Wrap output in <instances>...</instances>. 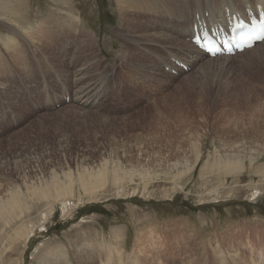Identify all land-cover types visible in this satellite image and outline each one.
Wrapping results in <instances>:
<instances>
[{
	"label": "rangeland",
	"instance_id": "374dc122",
	"mask_svg": "<svg viewBox=\"0 0 264 264\" xmlns=\"http://www.w3.org/2000/svg\"><path fill=\"white\" fill-rule=\"evenodd\" d=\"M0 1V8L10 10L7 17L0 9V195L27 194L25 184L32 183L25 179L38 183L52 170L76 174L104 163L118 162L127 171L143 166L145 176L104 185L91 201L76 189L69 205L57 202L49 216L44 214L51 202L28 199L29 211L0 224V230L5 227L0 264L264 259V58L242 53L225 67L213 63L200 70L202 64L175 75L162 65L145 75L138 67L150 62L146 54L142 59L131 51L128 59L120 57L126 26L119 0ZM70 10L93 33L85 47L74 37L72 42L61 38L54 58L35 57L31 44L13 31L30 26L34 32L43 21L65 18ZM129 18V33L148 32L136 26L140 17ZM12 34L26 60L23 67L20 57L3 47ZM157 45L148 54L159 63L169 48ZM80 68L86 73L80 76L96 85L105 77L95 105L84 115L73 107L84 102L74 84ZM130 68L138 71L137 79L128 76ZM63 88L71 102L52 110L45 98L57 93L61 101ZM219 158L240 163L227 170L217 164ZM118 188L123 191L117 193Z\"/></svg>",
	"mask_w": 264,
	"mask_h": 264
},
{
	"label": "bare ground",
	"instance_id": "6f19581e",
	"mask_svg": "<svg viewBox=\"0 0 264 264\" xmlns=\"http://www.w3.org/2000/svg\"><path fill=\"white\" fill-rule=\"evenodd\" d=\"M219 2H223L224 4H220ZM67 4L69 5V3ZM259 4H264V0H207L205 1V4H202L200 2L196 3V0H119L118 5L121 9L122 15H125L123 21L124 25L126 26V28L123 30V33H120V37L124 45V49L122 48L123 50H121L120 52V57L121 59H128L131 51L136 56H140V58L142 59L146 54V58L150 62L143 63L142 61V66H137L138 68H141L143 70V74L145 75L148 73H150L151 75V73H153L154 71H159L162 65H164L165 67L166 64L171 65V68L173 70L177 68V72L183 74L184 71L182 70V68L174 63L171 58L186 64L190 69L198 68L203 64L200 67V70H203L206 66H209L213 63L221 64L224 67L228 66L227 64L231 60L237 58L218 57L215 59H210L205 57L200 53L199 50H197L188 42L187 39L191 37L189 28L193 26V23L195 21H198L197 16H201L202 18H204L206 17V15H208V17H210V19L208 20L209 22L221 21V18H223V16L225 15L224 6H228V8H232L236 12L243 13L245 11L246 5L251 6V8L253 9V7H256ZM8 8V5H3V7L0 8L1 12L6 13L5 15L7 17H9L8 13L10 12ZM129 17H140L142 21L136 26L146 27L148 29V32L145 34L129 33L130 27L133 26V22ZM13 22L15 23V21ZM83 23L84 22L82 21L81 17L76 16L73 10H70L65 18L52 17L47 21H43L41 24H39L36 31L34 32L30 28V26L28 28H22L23 31H19L15 28V30L13 31L18 37H22L23 42L31 44V46L33 47V56L38 57L39 54L41 55V53H43L49 58H54L55 55L58 54L57 42H59L61 38L72 42L73 40L71 39H73L74 37L80 41L83 47H85L88 38L92 37L93 33H91L90 30L86 29L83 26ZM15 36H13V34L10 35L7 39L8 42L2 41V44L7 51H12L14 55L20 57L22 52L19 53V49L16 50V47L19 44L17 43V37ZM22 44L25 45L24 43ZM157 44H167L169 48V52L167 54L168 57L166 56L165 58V56H163V58L160 59L159 63L158 61H155V59L157 60V58H155L153 61L148 54L149 50H153V47L158 46ZM19 46L17 48H20ZM91 53L93 54V52ZM244 53H246L247 56H252L255 54L260 59H263L264 41L260 44H256L254 48L244 51L243 54ZM241 56H238V58ZM18 57H16L17 60ZM19 60V65L26 61L23 58L21 59V57L19 58ZM122 61L124 60H121V62ZM96 63H98V66L100 68L102 63L98 60L96 61ZM23 65L25 66L26 64H22V67ZM133 66L136 65L134 64ZM6 69L7 68H5V70ZM1 71L4 72V68ZM84 71L85 68H80L74 72V77L76 78L74 84L77 86L76 89L78 90V93L81 94V99L84 98V102L79 104L75 103L76 105H74L73 107L77 110L76 112L81 115L85 114L84 112L86 111L87 107L90 108V106L93 107L95 105L94 102L96 100V97L101 94L102 90L100 88H102V84H104L105 82L104 76L97 78V85L95 84V81L93 83L92 80H85L83 76H80L81 74L86 75ZM137 72L130 68L128 76L136 78ZM149 78H153V76H150ZM98 84L100 88L97 87ZM0 87H4V84H2V86ZM74 95L76 96V94ZM95 118L98 121H103V117L99 116L97 113H95ZM199 158L200 155L198 154L197 161L199 160ZM236 161L237 162L230 161L229 159L226 161H222L220 159L217 164L224 165L227 170H233L234 168L237 169L239 166L240 161ZM119 164L120 163L118 162L113 163L112 165L104 163L96 169L82 168L78 169L76 174L71 170L64 171L62 174H58L56 170H52L50 172L51 176L49 179H40L38 183H33L29 179H25L23 183H32V185L25 184L27 194H22L20 192L14 194L12 192H9L6 195H0V224L8 225V223H10V221L15 219L18 215L29 211L31 208L28 204V199H35L38 201L47 200L49 201V203L51 202V209L47 211L48 213L44 214L45 216H49L51 213H53V207L57 202H61L64 205V208L67 207L66 203L68 204V200L73 195V192L76 189L86 193L89 196V200L91 201L95 199L94 196L96 195L97 190L102 188L104 185H111L115 187L121 183L134 182L136 179L143 180L145 178L143 166L140 168H134L131 171H127L119 166ZM120 191H123V188H118L116 192L120 193ZM3 225L1 226L0 235L5 229ZM33 228L34 227H31L29 229V232L26 234V240H30V237L33 233ZM234 258L240 260L238 262L236 260H233L234 263L236 262L235 264H264V259L260 255L258 257L251 258V260H246L244 258L241 259L237 257ZM145 259L146 260H144L143 262L147 263L148 259L146 257ZM220 260L221 259H219L218 261Z\"/></svg>",
	"mask_w": 264,
	"mask_h": 264
}]
</instances>
